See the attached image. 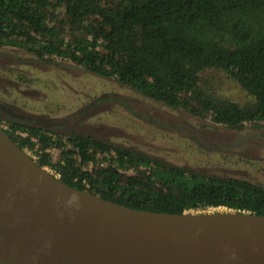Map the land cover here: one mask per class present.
<instances>
[{
  "label": "trees",
  "instance_id": "1",
  "mask_svg": "<svg viewBox=\"0 0 264 264\" xmlns=\"http://www.w3.org/2000/svg\"><path fill=\"white\" fill-rule=\"evenodd\" d=\"M0 48L70 65L236 133L264 127V0H0ZM208 71L225 74L251 102L204 90ZM0 129L66 185L114 204L264 217L262 185L203 175L84 134L1 119Z\"/></svg>",
  "mask_w": 264,
  "mask_h": 264
},
{
  "label": "water",
  "instance_id": "2",
  "mask_svg": "<svg viewBox=\"0 0 264 264\" xmlns=\"http://www.w3.org/2000/svg\"><path fill=\"white\" fill-rule=\"evenodd\" d=\"M66 240L113 264H264V217L138 211L74 189L0 129V263L84 264Z\"/></svg>",
  "mask_w": 264,
  "mask_h": 264
},
{
  "label": "rangeland",
  "instance_id": "3",
  "mask_svg": "<svg viewBox=\"0 0 264 264\" xmlns=\"http://www.w3.org/2000/svg\"><path fill=\"white\" fill-rule=\"evenodd\" d=\"M201 85L240 105L251 102L221 72H205ZM0 119L40 125L59 134L92 136L203 175L264 186V127L260 123L236 133L167 109L70 65H46L15 48H0ZM217 211L229 210L207 212Z\"/></svg>",
  "mask_w": 264,
  "mask_h": 264
},
{
  "label": "bare ground",
  "instance_id": "4",
  "mask_svg": "<svg viewBox=\"0 0 264 264\" xmlns=\"http://www.w3.org/2000/svg\"><path fill=\"white\" fill-rule=\"evenodd\" d=\"M67 246L73 251L84 264H113L112 262L96 257L85 246L78 244L72 240L65 241Z\"/></svg>",
  "mask_w": 264,
  "mask_h": 264
}]
</instances>
